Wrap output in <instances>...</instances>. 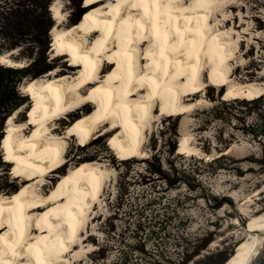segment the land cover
Segmentation results:
<instances>
[{
  "label": "bare ground",
  "instance_id": "6f19581e",
  "mask_svg": "<svg viewBox=\"0 0 264 264\" xmlns=\"http://www.w3.org/2000/svg\"><path fill=\"white\" fill-rule=\"evenodd\" d=\"M80 2L86 11L74 23L63 16L61 2H53L55 66L23 86L32 113L24 114V102L8 116L0 147L17 187L10 195L0 193V264H68L69 253L80 254L73 247L109 170L101 158L78 164L68 158L71 138L84 144L110 135L122 158L141 159L148 127L164 114L191 116L207 103L200 95L206 89L225 87L222 98L231 100L264 94V86L239 82L231 73L235 39L224 26L212 25L225 0ZM15 53L16 48L0 54V64L24 67L13 60ZM178 147L180 153H198L187 132ZM65 165L71 168L46 192L48 175ZM255 212L249 238L223 264H247L257 250L264 209Z\"/></svg>",
  "mask_w": 264,
  "mask_h": 264
},
{
  "label": "rangeland",
  "instance_id": "374dc122",
  "mask_svg": "<svg viewBox=\"0 0 264 264\" xmlns=\"http://www.w3.org/2000/svg\"><path fill=\"white\" fill-rule=\"evenodd\" d=\"M46 1L36 0L30 15L13 12L0 30V54L16 48L13 60L25 64L17 77H8V82L19 79L14 90L0 96V145L8 116L24 102L28 104L24 114L33 111L32 98L23 90L25 83L55 66L50 64L55 0L48 14L42 9ZM57 1L72 23L86 11L80 0ZM225 3L217 10L219 15L212 17V25L224 26L225 34L230 32L235 39L231 73L239 82L264 86V0ZM225 90L211 87L201 92L207 103L187 119L157 116L159 120L145 132L141 159L122 158L110 146V135L90 138L83 146L77 138L67 142L68 158L74 156L77 164L101 158L109 170L102 196L73 247L80 254L69 253L68 264H223L239 242L249 238L250 217L264 209V136L257 119L264 108V94L252 100H231L222 98ZM66 127L63 124L62 131ZM185 132L198 153L178 152ZM226 148L231 152L217 155ZM4 153L0 147V193L10 195L8 190L17 186ZM67 165L48 175L46 192L62 180L71 168ZM159 166L166 178L151 172Z\"/></svg>",
  "mask_w": 264,
  "mask_h": 264
},
{
  "label": "trees",
  "instance_id": "16d2710c",
  "mask_svg": "<svg viewBox=\"0 0 264 264\" xmlns=\"http://www.w3.org/2000/svg\"><path fill=\"white\" fill-rule=\"evenodd\" d=\"M35 1L36 0H1L0 2V30L6 25V21L9 20V16L13 12L15 11L21 12V16L30 15L34 10ZM50 2L51 0H47L42 6V9L46 12V14L49 13L48 7H49ZM17 20L20 21V18ZM24 70H25V67L13 68V67H4L3 65H0V96L7 95L8 91L10 92L13 91L14 88L16 87L17 82L19 81L18 79V80H13V81L10 80L8 82V77H10L11 75L13 77L15 76L17 77V74H20ZM218 158H214L212 161H215ZM174 169H175L174 172H178L176 168ZM151 172L156 173L157 175L166 178V176L163 174L164 171L162 170L161 166L157 168L156 167L153 168ZM168 179L169 178H167V181L171 184L172 183L171 180H168ZM188 259L189 258H187L186 260Z\"/></svg>",
  "mask_w": 264,
  "mask_h": 264
},
{
  "label": "water",
  "instance_id": "95a60500",
  "mask_svg": "<svg viewBox=\"0 0 264 264\" xmlns=\"http://www.w3.org/2000/svg\"><path fill=\"white\" fill-rule=\"evenodd\" d=\"M247 264H264V236Z\"/></svg>",
  "mask_w": 264,
  "mask_h": 264
},
{
  "label": "built area",
  "instance_id": "2783aa9c",
  "mask_svg": "<svg viewBox=\"0 0 264 264\" xmlns=\"http://www.w3.org/2000/svg\"><path fill=\"white\" fill-rule=\"evenodd\" d=\"M258 125L260 126V130H262V135L264 136V108L260 109L258 112Z\"/></svg>",
  "mask_w": 264,
  "mask_h": 264
}]
</instances>
